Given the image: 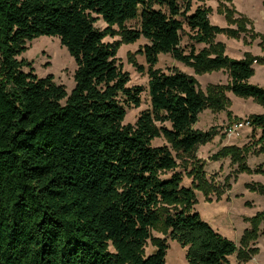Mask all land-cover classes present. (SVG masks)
Returning <instances> with one entry per match:
<instances>
[{
    "label": "trees",
    "instance_id": "trees-1",
    "mask_svg": "<svg viewBox=\"0 0 264 264\" xmlns=\"http://www.w3.org/2000/svg\"><path fill=\"white\" fill-rule=\"evenodd\" d=\"M191 1L182 9L178 0H0V264H165V242L145 253L158 226L186 250L188 264H229L236 245L193 212V192L175 172L178 158L208 142V134L192 129L199 114L207 104L223 110L228 102L223 93L204 95L179 70L165 73L155 65L160 54H170L197 75L226 70L224 90L264 106V89L249 83L252 65H264V36L258 35L263 57L231 60L215 36L238 37L244 22L221 6L226 22L238 28L212 26L206 9L187 15ZM180 18L204 49H181ZM98 20L104 30L95 27ZM132 21L138 30L126 27ZM116 32L123 44L146 41L139 54L147 64L150 109L134 125L123 120L126 108L141 105L143 89L128 86L116 60L118 44L105 42ZM39 37L58 39L73 59L69 96L18 60L25 43ZM247 120L260 130L264 149V115ZM160 137L169 148L152 145ZM237 151L225 148L215 159ZM194 178L208 188L200 175ZM164 205L173 212L162 219ZM262 220L264 213L249 220L243 261L252 255L248 245Z\"/></svg>",
    "mask_w": 264,
    "mask_h": 264
},
{
    "label": "rangeland",
    "instance_id": "rangeland-1",
    "mask_svg": "<svg viewBox=\"0 0 264 264\" xmlns=\"http://www.w3.org/2000/svg\"><path fill=\"white\" fill-rule=\"evenodd\" d=\"M182 9L187 0H178ZM190 15L197 8L209 11L208 21L210 25L218 28L237 29V25L226 22L225 16L219 12V8H228L234 11L233 19L243 21L244 32L238 37L227 35L215 36L214 43L224 46L223 55L231 60H243L246 54L253 57H263L258 35L264 36V0H192L190 2ZM184 11V10H183ZM183 28L180 32V47L188 54L193 47L196 52L205 48L204 45L196 44L185 18H180ZM95 27L104 30L106 25L98 20ZM130 30H138V21L126 24ZM117 31V29H115ZM257 34V35H255ZM122 36L116 32L114 37H107L105 42L117 43V64L121 65L123 72L129 76L130 87H141V105L139 108H126L123 125H134L142 112L150 109L148 97V79L145 73L147 64L144 57L139 54L146 44L140 39L134 44L121 43ZM26 51L18 57L30 64L32 72L40 79L51 78L52 81L61 85L69 96L74 88L75 64L65 47L61 46L56 38L39 37L25 43ZM137 66H141L143 73L138 72ZM155 69L168 73L173 70L192 77L197 84V89L204 95L211 93L219 95L223 93L228 104L225 109H214L209 104L199 114L197 123L192 129L196 132L209 135L208 142H202L196 150L187 156L176 160V173L181 175V186L191 189L193 192V212L207 223L215 232L222 237L234 242L238 251L229 258V264H264V220L254 229V240L248 245L252 255L245 261L240 259L241 239L243 235L252 231L249 220L264 213V149L259 143L260 130L247 128L241 130L238 137H227L226 131L230 125L238 121H245L253 115H264V106L254 102L252 98H240L226 91L230 83V77L226 70H219L197 75L194 70L185 64L176 61L170 54H160ZM253 76L249 79L251 85L264 89V65L253 64ZM24 71H28L25 69ZM152 145L167 146L169 144L163 138L152 141ZM236 148V155L226 158H217L215 155L225 148ZM175 156V153H172ZM234 158H233V157ZM197 172H196V171ZM200 175L204 181L211 185L208 188L199 187V182L194 175ZM170 174L164 178H168ZM166 211L173 212V207L164 205L160 215L162 219ZM153 242L145 250L146 255L153 252L157 242L163 241L168 250L165 264H188L185 255L186 250L169 239L168 232L158 226L152 231Z\"/></svg>",
    "mask_w": 264,
    "mask_h": 264
},
{
    "label": "built area",
    "instance_id": "built-area-1",
    "mask_svg": "<svg viewBox=\"0 0 264 264\" xmlns=\"http://www.w3.org/2000/svg\"><path fill=\"white\" fill-rule=\"evenodd\" d=\"M251 128L250 122L248 120L245 121H238L234 123L233 125H230L226 131V136L231 137H238L239 133L243 129Z\"/></svg>",
    "mask_w": 264,
    "mask_h": 264
}]
</instances>
